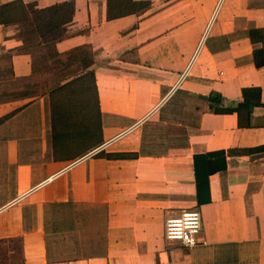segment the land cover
Listing matches in <instances>:
<instances>
[{"label": "crops", "instance_id": "1", "mask_svg": "<svg viewBox=\"0 0 264 264\" xmlns=\"http://www.w3.org/2000/svg\"><path fill=\"white\" fill-rule=\"evenodd\" d=\"M261 48L264 0H0V264H264Z\"/></svg>", "mask_w": 264, "mask_h": 264}, {"label": "built area", "instance_id": "2", "mask_svg": "<svg viewBox=\"0 0 264 264\" xmlns=\"http://www.w3.org/2000/svg\"><path fill=\"white\" fill-rule=\"evenodd\" d=\"M187 70L180 76L184 78ZM179 80V81H180ZM201 215L196 209H185L179 214L168 216L164 220V238L169 241H177L185 247L194 246L201 241Z\"/></svg>", "mask_w": 264, "mask_h": 264}, {"label": "rangeland", "instance_id": "3", "mask_svg": "<svg viewBox=\"0 0 264 264\" xmlns=\"http://www.w3.org/2000/svg\"><path fill=\"white\" fill-rule=\"evenodd\" d=\"M38 17H40V16H38ZM56 65H59V62L53 63L50 66L56 68L57 67ZM70 73H73V72H70ZM89 76H90L89 73L88 74L85 73L83 78L78 79L77 75L74 74V76L72 77V79H70L68 81V83L69 84L70 83L75 84V82H77V81H80V82L82 81L79 86L81 87V89H83V92H84V90L88 86L87 85L88 80L91 79V77H89ZM12 88L13 87L10 84L5 85V87H3V88L0 87V116H2L1 118L5 117L7 114L11 113L12 112L11 110H13V108L16 107L18 104L15 102L17 100H14L17 97L16 96L17 94L11 92ZM84 96H85V94H84ZM6 255H7V253L5 252V248L3 249V247H0V261H3L5 258H7Z\"/></svg>", "mask_w": 264, "mask_h": 264}, {"label": "trees", "instance_id": "4", "mask_svg": "<svg viewBox=\"0 0 264 264\" xmlns=\"http://www.w3.org/2000/svg\"><path fill=\"white\" fill-rule=\"evenodd\" d=\"M69 21H70V19H69ZM58 39H61V38H58ZM252 58H253V62H254L256 67L263 66L264 65V48L254 50L252 53ZM90 63H91V60L88 59V57H87L84 60V66L87 67L90 65ZM25 93H29V90L22 91L19 93V95H21V94L26 95ZM238 153L243 154L245 152L244 151H238Z\"/></svg>", "mask_w": 264, "mask_h": 264}]
</instances>
